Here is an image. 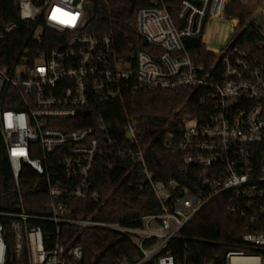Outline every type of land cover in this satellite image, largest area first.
I'll return each instance as SVG.
<instances>
[{
    "label": "built area",
    "instance_id": "obj_1",
    "mask_svg": "<svg viewBox=\"0 0 264 264\" xmlns=\"http://www.w3.org/2000/svg\"><path fill=\"white\" fill-rule=\"evenodd\" d=\"M88 2L20 0L18 20L7 22L0 31V55L7 39L13 44L18 30L25 31L14 64L0 66V134L16 191V203L6 205L0 187V264H8L10 258L6 223L14 251L25 264H79L83 247L62 235L64 226L78 232L114 230L129 237L140 253L132 260L123 257L118 264H178L166 251L169 242L181 237L185 226L218 197L228 196V209L241 216L264 211V76L252 54L235 42L241 22L226 15L229 0H150L137 10L136 28L155 56L138 50L130 59L127 53L118 56L110 35L85 31ZM241 2L264 38V0ZM214 20H230L231 32L220 48L206 47L211 58L195 61L184 41L204 42V30ZM142 88L202 90L208 115L204 122L185 116L176 130L166 125L158 134H163L166 148L186 154L184 169H202L191 188L174 178L155 179L146 162L148 147L140 145L137 120L130 117L122 125L124 136L136 146L116 149V155L132 161L121 182L133 171L138 173L142 176L138 187L147 182L161 207V213L145 216L141 225L131 227L96 217L97 207L111 195L103 198L97 188L98 161L105 157L106 168L114 167L109 157L114 140L101 138L107 131L103 120L93 127L78 123L84 111L133 98ZM23 166L44 179L48 214L26 209L20 181ZM87 202H94L96 210L75 217L76 211H87ZM35 220L54 223L56 240L49 248ZM146 239H154L150 247L144 246ZM222 264H264V232L245 233L225 252Z\"/></svg>",
    "mask_w": 264,
    "mask_h": 264
},
{
    "label": "trees",
    "instance_id": "obj_2",
    "mask_svg": "<svg viewBox=\"0 0 264 264\" xmlns=\"http://www.w3.org/2000/svg\"><path fill=\"white\" fill-rule=\"evenodd\" d=\"M20 0H0V31L7 22L18 20ZM91 9L87 10L85 31L98 37L110 35L114 40L119 57L125 53L130 56L138 50H144L152 55L153 47L138 33L136 28V13L141 7L148 6L150 0H89ZM174 4L170 9L174 10ZM226 15L237 17L241 22V30L235 42L242 49L252 54L254 63L264 76V38L256 22L250 20L251 12L241 0H229ZM18 39L12 44L7 39L0 55V66L13 65L19 51L20 39L25 31L18 30ZM50 35H54L51 32ZM186 48L195 61L209 57L206 45L200 38L186 39ZM204 91L198 89H149L142 88L136 96H125L108 104H100L96 111L86 110L82 113L78 124L96 126L100 120L106 124L107 131L101 134L105 140L110 136L113 140V156H109L114 163L112 169L106 168L105 157L98 161L96 173L97 188L102 193L105 202L97 207L96 217L108 221L119 222L127 226L142 224V218L161 213L158 200L146 182L142 188V176L132 172L122 182L121 177L131 167L130 158L116 155V149L121 146L135 148L133 140L124 136L122 125L133 117L142 135L141 147H148L146 162L155 179L164 182L177 179L181 184L192 187L193 181L199 177L201 168H185V153L168 149L163 143L165 126L176 130L179 122L185 116H197L204 122L208 113L201 102ZM99 113V114H98ZM167 129V128H166ZM164 133V132H163ZM183 168V170H180ZM13 174L6 149L0 134V187L4 203H16V191L13 184ZM21 189L26 209L36 215L48 214L47 204L50 201L46 194L44 179L32 169L23 166L20 175ZM133 183V184H132ZM12 202V203H11ZM228 196L222 195L204 207L182 230L181 237L172 239L166 251L171 252L178 264H222L225 252L235 243L242 240V236L249 232H264V211L256 215L241 216L228 209ZM264 205V199L261 201ZM79 204V203H78ZM87 211L74 213L75 217L90 216L96 210L94 202L84 203ZM79 209V208H78ZM83 209V210H84ZM42 226L44 241L47 248L56 240L54 223L47 220L33 221ZM8 246L10 258L8 264L21 263L14 251V237L8 223ZM63 233L67 239L73 238L75 244L83 247L84 255L79 264H118L123 257L133 259L140 250L133 241L121 236L117 231L85 228L78 232V228L64 226ZM154 239L144 240V246L150 247ZM148 264H154L150 261Z\"/></svg>",
    "mask_w": 264,
    "mask_h": 264
},
{
    "label": "rangeland",
    "instance_id": "obj_3",
    "mask_svg": "<svg viewBox=\"0 0 264 264\" xmlns=\"http://www.w3.org/2000/svg\"><path fill=\"white\" fill-rule=\"evenodd\" d=\"M230 20H214L204 30V42L209 49L220 48L226 36L231 32ZM233 39L229 43H233ZM224 44V43H223Z\"/></svg>",
    "mask_w": 264,
    "mask_h": 264
},
{
    "label": "water",
    "instance_id": "obj_4",
    "mask_svg": "<svg viewBox=\"0 0 264 264\" xmlns=\"http://www.w3.org/2000/svg\"><path fill=\"white\" fill-rule=\"evenodd\" d=\"M86 9L89 11L91 9V3L88 2L87 5H86Z\"/></svg>",
    "mask_w": 264,
    "mask_h": 264
}]
</instances>
